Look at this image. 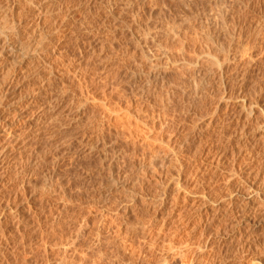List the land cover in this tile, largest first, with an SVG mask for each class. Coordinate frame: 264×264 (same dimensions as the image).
<instances>
[{
	"label": "rangeland",
	"instance_id": "obj_1",
	"mask_svg": "<svg viewBox=\"0 0 264 264\" xmlns=\"http://www.w3.org/2000/svg\"><path fill=\"white\" fill-rule=\"evenodd\" d=\"M20 1L33 22L41 0ZM54 1L52 17L67 20L50 23L45 75L15 93L30 119L17 121V145L0 134V152L13 143L0 165V264H264V0ZM44 79L51 95L72 85L46 115L53 96L33 99Z\"/></svg>",
	"mask_w": 264,
	"mask_h": 264
},
{
	"label": "bare ground",
	"instance_id": "obj_2",
	"mask_svg": "<svg viewBox=\"0 0 264 264\" xmlns=\"http://www.w3.org/2000/svg\"><path fill=\"white\" fill-rule=\"evenodd\" d=\"M1 1H3V3L5 2L6 3V5H7V7H5L4 5H5V3H4V5H2V3H1ZM0 0V3H1V5L0 6H2V8H7L8 10L6 11V9H5V11H4V9H2L1 7V9L3 10L2 12H1V9H0V12L2 13H0L1 15H0V17L2 16V19L5 17L6 18V20H5V18H4V20L5 21H3V23L2 24H0V134H3L4 135V137L5 138H7L6 140H8V139H10V141H12L15 145H17V143L15 142V141H17L16 139H19V138H16V132L18 131H16L15 132V127H17V121L19 120V119H22L23 117H21L22 115H25L24 117L26 118L25 120H27V118L28 119H30V116H28L27 114H28V108L26 107V105H25V107L27 108H25L24 107V105H22V106H20V104H19V101H21V99L22 98H24L23 97V95H22V98H19V100L17 101L16 100V95H15V93H16V90H19V84L22 82L23 83V81L24 82H26V80L28 81V80H33V79H35V77L37 76V78H39L41 75H43L42 73H44V72H40L41 70V68L43 67V65H42V67L40 68V63H42V62H40V59H41V57H43L42 56V52H44V51H46V48H49V47H47L48 46V41H49V37H48V30L50 29V26L51 27H53L54 25L52 24V22L51 21H54L55 23H60V25L63 23V22H65V20H67L66 18L67 17H65L63 20L61 19V17L59 18V16H53L52 17V14H51V10H53L52 8L53 7H57V3H55V1L54 0H41L40 2H39V4H37V6H38V12L36 13L37 14V16L35 17V19H34V21L33 22H28V23H22V20L23 19H26L28 16H30V18H32L33 19V17L32 16H34V14L31 16V15H26V14H30V13H28L29 12V10H28V8H26V5H25V8H21V7H19V6H21V4H23V1H22V3H21V1L20 0ZM31 1V0H30ZM37 1V0H36ZM61 1L62 0H60V2L59 3H61ZM64 1V0H63ZM72 1V0H71ZM98 1V0H97ZM99 1H101V0H99ZM98 1V2H99ZM108 1V0H107ZM112 1H114V0H112ZM111 1V2H112ZM117 1V0H116ZM141 1V0H140ZM184 1V0H183ZM222 0H220L219 2H221ZM239 1V0H238ZM27 2V4H28V1H26ZM25 2V3H26ZM58 2V1H57ZM73 2V1H72ZM75 2V1H74ZM94 2H96V1H94ZM120 2V1H119ZM144 2V1H143ZM182 2V1H181ZM230 2V1H229ZM235 2V1H234ZM34 3V2H33ZM69 3V2H68ZM78 3V2H77ZM82 3V2H81ZM100 3H102V2H100ZM118 3V2H117ZM124 3V2H123ZM181 4V3H180ZM221 4V3H220ZM241 4H242V2H241ZM24 5V4H23ZM29 5H30V2H29ZM32 5V4H31ZM61 5H62V3H61ZM69 5V4H68ZM94 5H95V7H98V6H96V4L94 3ZM101 5V4H100ZM141 5V4H140ZM186 5V4H185ZM4 6V7H3ZM34 6V5H33ZM79 6V5H78ZM103 6V5H102ZM108 6V5H107ZM110 6V5H109ZM134 6V5H133ZM179 6V5H178ZM28 7V6H27ZM75 7V6H74ZM94 7V8H95ZM101 7V6H100ZM100 7H98V8H100ZM104 7H105V5H104ZM103 7V8H104ZM111 7V6H110ZM122 7H124V6H122ZM138 7V6H137ZM180 7V6H179ZM58 8V7H57ZM77 8V7H76ZM102 8V7H101ZM101 8H100V11H101ZM102 8V9H103ZM107 8V7H106ZM113 8V7H112ZM117 8H119V7H117ZM116 8V9H117ZM127 7H125V9H126ZM26 9V10H25ZM82 9V8H81ZM84 9V8H83ZM92 9V8H91ZM129 9V8H128ZM179 9V8H178ZM180 9H181V7H180ZM179 9V10H180ZM234 9V8H233ZM58 10V9H57ZM97 10V9H96ZM115 10V9H114ZM122 10V9H121ZM182 10V9H181ZM61 11V10H60ZM64 11V10H63ZM62 11V12H63ZM116 11V10H115ZM123 11V10H122ZM125 11V10H124ZM31 12V11H30ZM78 12V11H77ZM90 12V11H89ZM97 12V11H96ZM137 12V11H136ZM144 12V11H143ZM217 12V11H216ZM32 13V12H31ZM33 13H34V11H33ZM100 13V12H99ZM107 13V12H106ZM110 14H111V12H109ZM113 13V12H112ZM118 13V12H117ZM126 13V12H125ZM3 14H4V17H3ZM51 14V15H50ZM60 14V13H59ZM64 14V13H63ZM62 14V15H63ZM110 14H109V18H110ZM114 14V13H113ZM116 14V13H115ZM123 13H121L120 15H122ZM134 14H136V13H134ZM217 14V13H216ZM61 15V14H60ZM66 15V14H65ZM76 15V14H75ZM86 15H89V14H86ZM102 15H104V12H103V14ZM101 15V17H103ZM112 15V14H111ZM182 15V14H181ZM239 15V14H238ZM97 16V15H96ZM107 16H108V14H107ZM112 16H114V15H112ZM116 16V15H115ZM222 16H223V14H222ZM63 17V16H62ZM86 17V16H85ZM100 17V16H99ZM106 17V16H105ZM105 17H104V19H105ZM124 17V16H123ZM133 17V16H132ZM164 17V16H163ZM185 17V16H184ZM190 17H191V15H190ZM219 16H217V18H218ZM221 17V16H220ZM219 17V18H220ZM18 18V19H17ZM30 18H28V19H30ZM88 18V17H87ZM109 18H107L106 17V19L110 22V20H112V18H110V20H109ZM125 18V17H124ZM165 18V17H164ZM222 18V17H221ZM2 19H1V21H2ZM15 19H17L18 20V22H16L15 21ZM31 19V20H32ZM103 19V18H102ZM135 19H137V18H135ZM149 19V18H148ZM166 19V18H165ZM164 19V20H165ZM176 19H177V17H176ZM183 19V18H182ZM185 19H186V17H185ZM189 19V18H188ZM85 20V19H84ZM89 20H90V18H89ZM97 20V19H96ZM100 20H101V18H100ZM99 20V21H100ZM119 20V19H118ZM158 20V19H157ZM187 20V19H186ZM24 21V20H23ZM60 21V22H59ZM87 21H88V19H87ZM104 21V20H103ZM107 21V22H108ZM114 21H115V17H114ZM122 21V20H121ZM149 21V20H148ZM177 21V20H176ZM218 21H220V19H218ZM217 21V22H218ZM223 21V20H222ZM53 22V23H54ZM68 22H70V21H68ZM89 22V21H88ZM87 22V23H88ZM92 22V21H91ZM107 22H106V24H107ZM108 22V23H109ZM118 22V21H117ZM132 22H134V21H132ZM136 22V21H135ZM158 22V21H157ZM179 22V21H178ZM190 22V21H189ZM189 22H188V24H189ZM50 23H51V25H50ZM57 23V24H58ZM66 23V22H65ZM71 23V22H70ZM103 23H105V21L103 22ZM102 23V24H103ZM115 23V22H114ZM120 23H122V22H120ZM124 23H125V21H124ZM146 23V22H145ZM181 23V22H180ZM184 24H185V20H184V22H183ZM190 23H192V22H190ZM194 23V22H193ZM232 23V22H231ZM85 24V23H84ZM105 24V25H106ZM130 24V23H129ZM135 24V23H134ZM166 25H167V22L165 23ZM172 24V23H171ZM170 24V25H171ZM177 24H179V23H177ZM221 24V23H220ZM83 25V24H82ZM88 25V24H87ZM92 25V24H91ZM125 25V24H124ZM127 25V24H126ZM131 25V24H130ZM143 25V24H142ZM147 25V24H146ZM149 25V24H148ZM190 25V24H189ZM226 24H224V26H225ZM58 26V25H57ZM144 26V25H143ZM174 26V25H173ZM172 26V27H173ZM191 26V25H190ZM233 25L231 24V27H232ZM26 27H28V28H30V29H32L29 33H24L23 32V30H24V28H26ZM62 27V26H61ZM82 27V26H81ZM91 27H93V26H91ZM114 27V26H113ZM118 27V26H117ZM124 27V26H123ZM122 27V28H123ZM126 27V26H125ZM144 27H146V26H144ZM149 27V26H148ZM177 27H179V25L177 26ZM220 27V26H219ZM221 27H223L222 26V24H221ZM229 27V26H228ZM230 27V28H231ZM54 28L57 30V27H55L54 26ZM58 28H59V26H58ZM68 28H73V26L72 27H68ZM67 28V29H68ZM119 28V27H118ZM130 28V27H129ZM128 28V29H129ZM139 28V27H138ZM164 28V27H163ZM169 28V27H168ZM234 28V27H233ZM261 28V27H260ZM61 29V28H60ZM75 29V28H74ZM79 29V28H78ZM143 28H141V30H142ZM184 29V28H183ZM28 30V29H27ZM55 30V31H56ZM69 30V29H68ZM126 30V29H125ZM140 30V29H139ZM147 30V29H146ZM230 30V29H229ZM26 31V30H25ZM29 31V30H28ZM27 31V32H28ZM51 31V30H50ZM72 31V30H71ZM70 31V32H71ZM90 31V30H89ZM134 31H136V30H134ZM145 31V30H144ZM149 31V30H148ZM148 31H147V34H148ZM172 31V30H171ZM223 31V30H222ZM52 32V31H51ZM70 32H69V34H70ZM77 32V31H76ZM81 32V31H80ZM91 32V31H90ZM129 32V31H128ZM138 32V31H137ZM140 32V31H139ZM138 32V33H139ZM150 32V31H149ZM170 32V31H169ZM225 32H226V30H225ZM231 32V31H230ZM233 32V31H232ZM24 33V34H23ZM50 33V32H49ZM72 33H73V31H72ZM78 33V32H77ZM98 33V32H97ZM144 33V32H143ZM156 33V32H155ZM163 33V32H162ZM173 33V32H172ZM203 33V32H202ZM220 34H221V32H219ZM224 33V32H223ZM228 33V32H227ZM233 33H235V32H233ZM21 34H23V36H21V37H24V35L26 36V38L24 39V40H22L21 39V37L19 38V36L21 35ZM51 34V33H50ZM49 34V36H51ZM74 34V33H73ZM73 34H70V36H73ZM81 34V33H80ZM79 34V35H80ZM140 34V33H139ZM164 34V33H163ZM168 34V33H167ZM170 34V33H169ZM231 34V33H230ZM95 35H96V33H95ZM126 35V34H125ZM132 35V34H131ZM146 35V34H145ZM223 35V34H222ZM227 35V34H226ZM119 36V35H118ZM149 36V35H148ZM148 36H146V37H148ZM208 36V35H207ZM207 36H206V38H207ZM235 36V35H234ZM62 37V36H61ZM114 37V36H113ZM131 37V36H130ZM136 37V36H135ZM143 37V36H142ZM146 37H144V38H146ZM161 37V36H160ZM167 37V36H166ZM209 37V36H208ZM225 37V36H224ZM115 38H116V36H115ZM121 38H122V36H121ZM203 38V37H202ZM221 38V37H220ZM21 39V40H20ZM74 39V38H73ZM117 39V38H116ZM131 39V38H130ZM134 39V38H133ZM214 39V38H213ZM219 39V38H218ZM217 38H216V40H218ZM114 40V39H113ZM128 41H129V39H127ZM139 40V39H138ZM158 40V39H157ZM198 40V39H197ZM206 40H210V39H206ZM222 40V39H221ZM225 40H226V37H225ZM228 40V39H227ZM58 41V40H57ZM81 41V40H80ZM132 41V40H131ZM135 41V40H134ZM180 41V40H179ZM232 41H234V40H232ZM139 42H141V41H139ZM147 42V41H146ZM221 42V41H220ZM49 43H50V41H49ZM51 43H53V41L51 42ZM51 43H50V45H51ZM101 43V42H100ZM138 43V42H137ZM206 43V42H205ZM211 43V42H210ZM214 43V42H213ZM228 43V42H227ZM135 44H136V42H135ZM183 44V43H182ZM220 44V43H219ZM222 44V43H221ZM220 44V45H221ZM224 44V43H223ZM222 44V45H223ZM53 45V44H52ZM101 45V44H100ZM145 45H146V43H145ZM206 45V44H205ZM228 45V44H227ZM103 46V45H102ZM140 46V45H139ZM138 46V48H140ZM207 46V45H206ZM213 46H215V45H213ZM212 46V47H213ZM232 46V45H231ZM58 47V46H57ZM57 47H55V48H57ZM107 47V46H106ZM136 47V46H135ZM146 47V46H145ZM208 47V46H207ZM260 47V46H259ZM51 48V47H50ZM104 48V47H103ZM189 48V47H188ZM214 48V47H213ZM216 48V47H215ZM226 47H224V49H225ZM244 48V47H243ZM254 48V47H253ZM218 49H220V51H221V48H218ZM223 49V48H222ZM228 49V48H227ZM231 49V48H230ZM250 49V48H249ZM190 50V49H189ZM55 51V49H53V52ZM140 51V50H139ZM162 51V50H161ZM207 51V50H206ZM219 51V50H218ZM224 51V50H223ZM168 52V51H167ZM174 52V51H173ZM178 52V51H177ZM209 52V51H208ZM246 52V51H245ZM210 53V52H209ZM218 53V52H217ZM216 53V54H217ZM223 53V52H222ZM215 55V54H214ZM174 56V55H173ZM179 56V55H178ZM242 56V55H241ZM104 57V56H103ZM116 57V56H115ZM225 57V56H224ZM205 58H206V56H205ZM243 58V57H242ZM47 59V58H46ZM58 59H59V57H58ZM101 59V58H100ZM104 59H106V58H104ZM146 59V58H145ZM159 59V58H158ZM207 59V58H206ZM225 59V58H224ZM44 60V59H43ZM57 60V59H56ZM102 61H103V59H101ZM208 60H209V57H208ZM208 60H207V63H208ZM212 60V59H211ZM230 60V59H229ZM49 61V60H48ZM58 61V60H57ZM60 61V60H59ZM99 61V60H98ZM147 61V60H146ZM213 61V60H212ZM212 61L211 62H209V63H212ZM223 61H225V60H223ZM231 61H233V60H231ZM44 62V61H43ZM53 62H55V61H53ZM167 62V61H166ZM45 63V62H44ZM59 63V62H58ZM57 63V64H58ZM64 63V62H63ZM149 63V62H148ZM215 63V62H214ZM223 63V62H222ZM50 65H51V63H50ZM54 65V64H53ZM59 65H61V63L59 64ZM208 65V64H207ZM214 65V64H213ZM244 65V64H243ZM58 66V65H57ZM155 66V65H154ZM211 66V65H210ZM226 66V65H225ZM59 67V66H58ZM58 67H57V69H58ZM213 67V66H212ZM228 67V66H227ZM46 68V67H45ZM79 68V67H78ZM77 68V70H79ZM84 68V67H83ZM215 68V67H214ZM218 68V67H217ZM216 69V68H215ZM50 71H52V69H49ZM54 70V69H53ZM69 70V69H68ZM72 70H74V72H76V70L75 69H72ZM71 70V71H72ZM142 70V69H141ZM227 70V69H226ZM209 71V70H208ZM47 72V71H46ZM78 72V71H77ZM76 72V73H77ZM53 73V72H52ZM211 73V72H210ZM226 73V72H225ZM41 74V75H40ZM49 74H50V72H49ZM68 74V73H67ZM78 74H80V73H78ZM77 74V76H80V75H78ZM38 75H40V76H38ZM44 75H45V73H44ZM43 75V76H44ZM53 75H54V73H53ZM135 75V74H134ZM46 76H48V75H46ZM45 76V77H46ZM51 76V75H50ZM57 76V75H56ZM63 76V75H62ZM69 76V75H68ZM67 76V78H69ZM219 76V75H218ZM44 77V78H45ZM52 77V76H51ZM50 77V78H51ZM64 77H66V76H64ZM49 78V80L51 81V82H53V80L52 79H50ZM59 78V77H58ZM225 78V77H224ZM241 78V77H240ZM46 79H48V78H46ZM46 79H44V80H46ZM54 79V78H53ZM60 79V78H59ZM63 79V78H62ZM66 79V78H65ZM65 79H63V81L65 80ZM71 79V78H70ZM150 79V78H149ZM37 80V79H36ZM36 80H35V83H37L36 82ZM61 80V79H60ZM72 80H73V78H72ZM71 80V81H72ZM87 80V79H86ZM151 80V79H150ZM206 80V79H205ZM49 81V82H50ZM56 81V80H55ZM62 81V82H63ZM75 81H77V80H75ZM225 81V80H224ZM235 81V80H234ZM29 82V81H28ZM27 82V83H28ZM51 82H50V84L47 82V80H46V82H41L40 83V85L41 86H39V89H37V90H39L38 91V95L37 94H35L34 95V97H33V93L31 94L30 93V91L28 92V94L30 93L32 96H31V98L33 97V99L35 100V98L37 99L38 97L40 98V96H45L46 95V92L50 95V96H53V97H50L49 95H47V96H49L50 98H49V104H50V106H46L45 107V105H47V104H43V106H41L40 104H41V102H40V112H43L45 115H46V113H48V112H44V110L45 111H51V110H56L58 107H59V104L61 103V99L62 98H64V97H66V96H69L70 94V96H72V93H69L71 90L69 89L70 87L69 86H72L71 84L70 85H67V87H64L63 85V91H60L59 89H58V93L56 94L55 92L53 93V95H51L50 93L52 92L51 90L53 89V88H51V86L50 85H52L51 84ZM57 82V81H56ZM55 82V83H56ZM69 82V81H68ZM67 82V83H68ZM80 82L81 83H79V81L77 82V84L78 85H81L82 84V81L80 80ZM32 83H33V81H32ZM34 83V84H35ZM58 83H60V82H58ZM66 83V84H67ZM71 83H73L74 84V82H71ZM76 83V82H75ZM242 83V82H241ZM28 84H30V83H28ZM27 84V85H28ZM33 84V85H34ZM57 84V83H56ZM65 84V85H66ZM69 84V83H68ZM243 84V83H242ZM58 85H60V84H58ZM78 85H73V88H74V90L73 91H75V87L74 86H77V89H79V90H81V92H82V89H80V88H83V85H82V87L80 86L79 88H78ZM21 86V85H20ZM25 86V85H24ZM34 86H36V84L34 85ZM151 86V85H150ZM149 86V87H150ZM239 86V85H238ZM29 87H33V86H29ZM38 87V86H37ZM216 87V86H215ZM222 87V86H221ZM61 88V87H60ZM146 88V87H145ZM234 88H235V86H234ZM21 89V88H20ZM76 89V90H77ZM142 89V88H141ZM220 89V88H219ZM55 90V89H54ZM79 90L78 91H76V92H79ZM234 90V89H233ZM12 91V93H10ZM55 91H57V90H55ZM18 92V91H17ZM20 92H22V90L20 91ZM61 92V93H60ZM26 93V92H25ZM74 93V92H73ZM44 94V95H43ZM78 94H80V93H78ZM83 94V93H82ZM81 94V95H82ZM18 95V94H17ZM24 95H26V97L27 96H29V95H27V93L26 94H24ZM74 95H75V97H76V93H74ZM84 95V94H83ZM155 95H157V94H155ZM38 96V97H37ZM46 96V97H47ZM216 96V95H215ZM18 97H21L20 96V94H19V96ZM25 97V98H26ZM46 97H43V99L44 98H46ZM84 97V96H83ZM218 97V96H217ZM222 97V96H221ZM226 97V96H225ZM29 98V97H28ZM27 98V99H28ZM42 98V97H41ZM74 98V97H73ZM162 98V97H161ZM233 98V97H232ZM8 99H10V101L9 102H5L6 100H8ZM66 99H68L67 97H66ZM65 99V100H66ZM69 99H70V101H71V98L69 97ZM16 100V101H15ZM24 100V99H23ZM30 99H28V101H29ZM34 100H33V103H34ZM39 100H41L42 101V99H39ZM47 100V102H48V99H46ZM85 100V99H84ZM38 101V100H37ZM37 101H35V103L37 102ZM45 101V100H44ZM88 101V100H87ZM46 102V103H47ZM83 103H84V101H82ZM225 102V101H224ZM33 103H31V104H33ZM43 103V102H42ZM65 103V102H64ZM71 103H72V101H71ZM74 103V102H73ZM157 103V102H156ZM31 104H30V107H31ZM48 104V105H49ZM82 104V103H81ZM221 104H223V102L221 103ZM28 105H29V102H28ZM52 105V106H51ZM79 105V104H78ZM222 106V105H221ZM224 106V105H223ZM222 106V107H223ZM247 106V105H246ZM29 107V106H28ZM33 107V106H32ZM65 107V106H64ZM64 107H63V110H64ZM80 107H82V106H80ZM79 107V108H80ZM225 107H227V106H225ZM62 109V106H60L59 107V109ZM67 108V107H66ZM65 108V109H66ZM73 108V107H72ZM79 108H78V110H79ZM34 109V108H33ZM38 109V108H37ZM36 109V110H37ZM48 109V110H47ZM69 109V108H68ZM67 109V110H68ZM77 109V108H76ZM82 108H80V110H81ZM223 109V108H222ZM226 109H228V108H226ZM230 109V108H229ZM233 109V108H232ZM39 110H38V112H39ZM58 110V109H57ZM62 110V111H63ZM79 110V111H80ZM217 110V109H216ZM224 110V109H223ZM223 110L221 111L220 110V107H219V111H218V113L221 111V112H223ZM231 110V109H230ZM62 111H61V113L60 112H58L59 114H62L63 115V113H62ZM66 111V110H65ZM79 111H77V113L79 112ZM17 112V113H16ZM30 112V111H29ZM32 112V111H31ZM36 112V111H35ZM39 112V113H40ZM68 112H71V111H68ZM72 112H73V110H72ZM75 112V111H74ZM27 113V114H26ZM37 113V112H36ZM43 113L42 114H38L39 116H38V119H36L34 122H33V124H24L23 126H25L26 125V127L30 130L31 129V131H30V133L32 132V131H35V127L33 126V125H36V126H40V128H42V122L41 123H39L40 122V118H41V116L43 117V118H45L44 116H43ZM51 114H53L52 112H50ZM56 113V112H55ZM57 113V114H58ZM50 114V117L52 116ZM58 114V115H59ZM71 114V113H70ZM72 114H74V113H72ZM71 114V115H72ZM76 114V113H75ZM28 117H27V116ZM33 114L31 113V116H32ZM54 116H55V114H53ZM58 115H56L55 117L53 116V118L51 117V119H56L57 120V118L59 117ZM66 116H64V117H69L67 114H65ZM70 115V116H71ZM76 115H78V114H76ZM75 115V116H76ZM80 115H82L81 113H80ZM49 116V115H48ZM48 116H46V118H48ZM63 116H61V118H63ZM73 116V115H72ZM71 116V117H72ZM79 116V115H78ZM218 116V115H217ZM245 116V115H244ZM37 117V116H36ZM35 117V118H36ZM49 117V118H50ZM70 117V118H71ZM35 118H31V120H33V119H35ZM73 118V117H72ZM245 118H247V117H245ZM42 119V118H41ZM51 119H49L50 121H48V124L50 123L51 124ZM77 119V118H76ZM30 120V121H31ZM43 120H46V119H43ZM75 120V119H74ZM53 122L55 121V120H52ZM68 121V120H67ZM213 121V120H212ZM20 122V121H19ZM75 122V121H74ZM210 122V121H209ZM208 122V123H209ZM22 123H23V121H22ZM47 123V122H46ZM59 123H61V121L59 122ZM77 123V122H76ZM207 123V124H208ZM21 124V123H20ZM43 124H45V123H43ZM48 124H45L46 126H48ZM44 125V126H45ZM20 126V125H19ZM51 126V125H50ZM208 126H211V125H208ZM244 126H246V125H244ZM22 127V126H21ZM21 127H18V128H21ZM34 127V128H33ZM49 127V126H48ZM52 127H54L55 128V126L53 125ZM57 128H58V126H56ZM206 127H207V125H206ZM32 128L34 129V130H32ZM39 128V129H40ZM47 128V127H46ZM23 129V128H22ZM27 129V130H28ZM37 129V128H36ZM44 129V128H43ZM43 129H41V130H43ZM52 129V128H51ZM26 130V129H25ZM26 130V131H27ZM48 130V129H47ZM50 130V129H49ZM54 131V130H53ZM218 131H220V130H218ZM223 131V130H222ZM23 132V131H22ZM28 132V131H27ZM35 132H41V131H39L38 129L35 131ZM32 133H34V132H32ZM59 133V132H58ZM228 133V132H227ZM23 134V133H22ZM38 134V133H37ZM219 134V133H218ZM221 134V133H220ZM17 135H18V133H17ZM41 135V134H40ZM39 135V136H40ZM18 136H20V135H18ZM17 136V137H18ZM48 136V135H47ZM52 137V136H51ZM16 138V139H15ZM44 138H45V136H44ZM169 139V138H168ZM19 140H21V139H19ZM18 140V141H19ZM25 139H23L22 141H24ZM28 140V139H27ZM51 140V139H50ZM105 140V139H104ZM48 141V140H47ZM221 141V140H220ZM3 142V141H2ZM1 142V143H2ZM10 143L11 145H13V143ZM7 144V143H6ZM10 144H7V146L8 147H6L5 146V148L4 149H1L2 151L0 152V165L2 166V164H3V162H4V160H8V158H7V155L9 156V155H11V154H9L10 153V151H9V148H11V147H13V146H11ZM20 144V143H19ZM207 146V145H206ZM4 147V146H3ZM217 148V147H216ZM12 150V149H11ZM221 150V149H220ZM220 150H218V151H220ZM209 151V150H208ZM218 151H217V154H218ZM222 151H224L225 152V150H222ZM42 152V151H41ZM40 152V153H41ZM11 153H12V151H11ZM37 153V152H36ZM43 153V152H42ZM215 153H216V151H215ZM220 153H221V151H220ZM13 155H14V153H12ZM224 154V153H223ZM42 155V154H41ZM220 155H222V154H220ZM219 155V156H220ZM12 156V155H11ZM11 156H9V161H10V157ZM37 156V155H36ZM43 156H44V154H43ZM208 156V155H207ZM219 156H218V158H219ZM223 156V155H222ZM47 158V157H46ZM217 159V158H216ZM28 160V159H27ZM212 160H213V158H212ZM220 159H218L217 161H219ZM222 160V159H221ZM9 161H5V162H9ZM36 161V160H35ZM216 161V166H218V164H220L219 162H217ZM26 162V161H25ZM29 162V161H28ZM31 162V161H30ZM214 162V161H213ZM2 163V164H1ZM218 163V164H217ZM6 164V163H5ZM8 164H10V163H8ZM32 164V163H31ZM30 164V165H31ZM249 164V163H248ZM7 165V164H6ZM219 167V166H218ZM217 167V168H218ZM37 169V168H36ZM215 169V168H214ZM218 171V170H217ZM30 173V172H29ZM218 174V173H217ZM216 174V175H217ZM30 175V174H29ZM30 177V176H29ZM210 177V176H209ZM234 177V176H233ZM2 178V177H1ZM7 178V177H6ZM212 178V177H211ZM218 179V178H217ZM208 180H210L209 178H208ZM219 180H220V178H219ZM8 181V180H7ZM13 181V180H12ZM209 182V181H208ZM176 183V182H175ZM227 183V182H226ZM114 184H115V182H114ZM206 184H208V183H206ZM228 184V183H227ZM36 186V185H35ZM229 186V185H228ZM231 186V185H230ZM238 187V186H237ZM231 188V187H230ZM248 190V189H247ZM229 192V191H228ZM231 192V191H230ZM224 193V192H223ZM243 194V193H242ZM217 195V194H216ZM133 196V195H132ZM231 196V195H230ZM124 198V197H123ZM126 198V197H125ZM221 199V198H220ZM224 199H226L225 197H224ZM13 201V200H12ZM214 201H216V200H214ZM224 201V200H223ZM222 202V201H221ZM225 202V201H224ZM234 202V201H233ZM8 203V202H7ZM204 203V202H203ZM230 203H232V202H229L228 203V205L230 204ZM247 203V202H246ZM140 204V203H139ZM146 204V203H145ZM125 205V204H124ZM136 205V204H135ZM221 206H223V205H221ZM225 206V205H224ZM223 206V207H224ZM234 206V205H233ZM12 207V206H11ZM10 207V208H11ZM140 207V206H139ZM219 207V206H218ZM217 207V208H218ZM5 208H6V206H5ZM134 208V207H133ZM222 208V207H221ZM220 208V209H221ZM246 208V207H245ZM13 209V208H12ZM11 209V210H12ZM129 209V208H128ZM226 209H228V207H226ZM132 210V209H131ZM135 210V209H134ZM219 210V209H218ZM232 210V209H231ZM248 210V209H247ZM247 210L245 211L246 213H247ZM133 211V210H132ZM141 211V210H140ZM145 211V210H144ZM126 212H127V210H126ZM217 212V211H216ZM215 212V213H216ZM223 212V211H222ZM225 212V211H224ZM2 213V212H1ZM221 213V212H220ZM226 213V212H225ZM224 213V215H226ZM229 213V212H228ZM235 213V212H234ZM231 214V213H230ZM233 214V213H232ZM130 215V214H129ZM132 215V214H131ZM218 215H219V213H218ZM222 215H223V213H222ZM219 216H221V215H219ZM230 216L231 215H229V219H232L233 217H231L230 218ZM233 216H234V214H233ZM249 216V215H248ZM248 216H246V217H248ZM133 217V216H132ZM226 216H224V218H225ZM228 217V216H227ZM245 217V218H246ZM7 218V217H6ZM20 218H22L23 219V217H20ZM19 218V219H20ZM243 218H244V216H243ZM18 219V218H17ZM25 219H26V217H25ZM228 219V218H227ZM247 219H249V217L247 218ZM7 220V219H6ZM10 220V219H9ZM14 220V219H13ZM24 220V219H23ZM129 220V219H128ZM202 220H204V219H202ZM221 220V219H220ZM226 220V219H225ZM233 220V219H232ZM246 220V219H245ZM245 220H244V222H245ZM254 220V219H253ZM252 220V221H253ZM263 220V219H262ZM2 221V220H1ZM15 221V220H14ZM18 221V220H17ZM250 221V220H249ZM248 221V222H249ZM251 221V222H252ZM257 221H259V220H257ZM7 222V221H6ZM22 221H20V223H21ZM204 222V221H203ZM9 224H10V222H8ZM19 223V224H20ZM25 222L23 221V224H24ZM254 222H252V224H253ZM8 224V225H9ZM17 224V223H16ZM22 224V223H21ZM206 224V223H205ZM231 224V223H230ZM255 224V223H254ZM256 224H258V222L256 223ZM204 225V224H203ZM229 225V224H228ZM234 225V224H233ZM0 226H2L1 224H0ZM18 226V225H17ZM220 226H221V224H220ZM250 226V225H249ZM253 226V225H252ZM5 227V226H4ZM10 227V226H9ZM11 227H12V225H11ZM231 227V225H229L228 226V228L229 229H231L230 230V233H234V228H230ZM13 228H14V226H13ZM17 228V227H16ZM203 228H206V227H203ZM227 228V227H226ZM1 229H3V227L1 228ZM0 229V230H1ZM12 229V228H11ZM15 229V228H14ZM221 229V228H220ZM25 230V229H24ZM33 230V229H32ZM52 230V229H51ZM228 230V229H227ZM252 230V229H251ZM13 231V230H12ZM11 231V232H12ZM15 231V230H14ZM204 231V230H203ZM206 231V230H205ZM226 231V230H225ZM232 231V232H231ZM0 232H3L2 230L0 231ZM206 232H208V231H206ZM226 232H228V231H226ZM225 232V233H226ZM6 233V232H5ZM13 233V232H12ZM224 233V232H223ZM224 233V234H225ZM229 233V232H228ZM207 234V233H206ZM223 234V235H224ZM11 235V234H10ZM9 235V236H10ZM3 236V238H4V236L5 235H2ZM23 236V235H22ZM227 236V235H226ZM44 237V236H43ZM18 238H20V237H18ZM24 238V237H23ZM97 238H98V236H97ZM22 239V238H21ZM234 239V238H233ZM10 240H12V239H10ZM6 242V241H5ZM10 242V241H9ZM13 242V241H12ZM19 242V241H18ZM232 242V241H231ZM20 244H22V243H20ZM19 244V245H20ZM1 245V244H0ZM9 245H11L10 243H9ZM15 245H17V244H15ZM3 246V245H2ZM1 246V247H2ZM250 246V245H249ZM1 247H0V249H1ZM17 247L19 248V246L17 245ZM13 248V247H12ZM250 248V247H249ZM5 249V248H4ZM3 250V249H2ZM1 253H3L2 251H0ZM6 251H4V253H5ZM0 253V254H1ZM102 256V255H101ZM3 257V256H2ZM24 259V258H23ZM97 264V263H96Z\"/></svg>",
	"mask_w": 264,
	"mask_h": 264
}]
</instances>
